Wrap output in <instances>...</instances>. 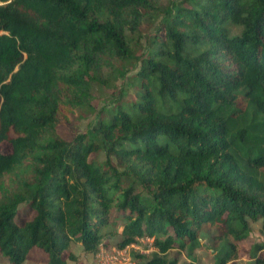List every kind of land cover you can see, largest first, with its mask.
I'll use <instances>...</instances> for the list:
<instances>
[{
    "label": "trees",
    "instance_id": "obj_1",
    "mask_svg": "<svg viewBox=\"0 0 264 264\" xmlns=\"http://www.w3.org/2000/svg\"><path fill=\"white\" fill-rule=\"evenodd\" d=\"M126 78L134 100L59 135L96 84ZM0 99L12 264L36 247L47 264L75 261L72 244L97 254L110 226L118 250L153 239L142 264L194 260L204 231L228 264L249 222L264 233V0H0ZM251 259L264 264V243Z\"/></svg>",
    "mask_w": 264,
    "mask_h": 264
},
{
    "label": "rangeland",
    "instance_id": "obj_2",
    "mask_svg": "<svg viewBox=\"0 0 264 264\" xmlns=\"http://www.w3.org/2000/svg\"><path fill=\"white\" fill-rule=\"evenodd\" d=\"M129 75H132L130 73ZM128 75V76H129ZM122 92L124 100H134L135 93L128 83V79H116L106 85L96 84L93 88L90 106L78 111L77 114L70 116V120L58 127L59 135L66 141H72L77 135L84 134L97 122L99 112L104 109L113 108L121 98ZM1 104V99H0ZM1 153H10L11 145L9 142L0 144ZM91 159L105 161L107 159L105 151L93 154ZM113 163L116 161L114 159ZM121 171L122 168H119ZM141 188H139L140 190ZM23 208V207H22ZM20 208L17 221L21 224L29 220L33 215L30 211ZM115 214V211H113ZM250 233L239 247V258L228 264H255L251 259V251L255 244L264 243V233L262 231V222H249ZM116 232H121V227H108L105 230L104 240L99 247L97 254L88 252L79 244H72L69 249L74 256L75 261L68 258L65 254L67 264H142L137 255L150 257L153 252L157 251L153 246V239L141 238L138 243L131 245L124 250H118L114 244L116 242ZM212 232L204 231L200 234V247L194 252V260L187 256L186 252H179L177 249L170 251L169 258L178 259V264H215L216 248L212 241ZM31 259L34 264H47V255L39 248H34L31 253ZM29 255V256H30ZM7 259L0 254V264ZM8 261V260H7ZM28 262V261H27ZM29 263V262H28ZM25 263V264H28ZM9 264H12L9 262Z\"/></svg>",
    "mask_w": 264,
    "mask_h": 264
},
{
    "label": "crops",
    "instance_id": "obj_3",
    "mask_svg": "<svg viewBox=\"0 0 264 264\" xmlns=\"http://www.w3.org/2000/svg\"><path fill=\"white\" fill-rule=\"evenodd\" d=\"M29 263H28V262ZM4 264H9V261H2ZM25 263H28V264H34V262L32 261V259H31V255L30 256H28V258L26 259V261L23 263V264H25Z\"/></svg>",
    "mask_w": 264,
    "mask_h": 264
}]
</instances>
